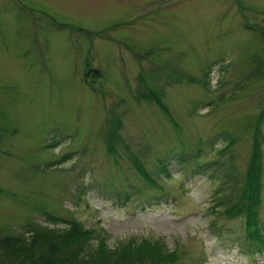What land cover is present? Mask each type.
Instances as JSON below:
<instances>
[{
	"label": "rangeland",
	"instance_id": "1",
	"mask_svg": "<svg viewBox=\"0 0 264 264\" xmlns=\"http://www.w3.org/2000/svg\"><path fill=\"white\" fill-rule=\"evenodd\" d=\"M257 124L264 235V0H0L1 236L71 220L94 246L264 264L247 214L216 217L218 182L191 167L232 138L240 187Z\"/></svg>",
	"mask_w": 264,
	"mask_h": 264
},
{
	"label": "trees",
	"instance_id": "2",
	"mask_svg": "<svg viewBox=\"0 0 264 264\" xmlns=\"http://www.w3.org/2000/svg\"><path fill=\"white\" fill-rule=\"evenodd\" d=\"M93 74L98 77V73L88 72V76ZM139 81L140 92H146L140 96L153 99L154 95L151 88L146 86L147 82L141 78ZM155 102L158 103V107L163 109V112L168 113L160 99ZM115 123L118 125V122ZM258 126L257 124L255 127L254 153L248 177L240 187L237 188V185L241 181L234 175V168L230 166V157L233 152L230 147L234 143L232 138L228 137L225 146L216 151L221 160L217 158L208 164L199 163L198 159L201 154L198 152L197 155L194 154L196 162L191 167L194 168V171L192 169L194 173L207 175L209 179H216L218 182L217 188L214 189L217 198L216 206L223 207V209L211 210V212L216 217L219 212H224L227 216L245 212L247 214L246 236L252 243L254 251L264 252V235L258 226L260 217L257 218L255 215L253 218V204L256 206L259 202L260 192V185L256 180L258 177V167L256 166L259 165L258 161L260 160V147L256 133ZM112 131L109 150L113 143L112 134H117L114 130ZM229 152L230 154H228ZM184 158H179V160L185 163ZM135 161L137 160L135 159ZM137 163L138 165L133 164V167L140 172V176L141 174L144 177L147 176L148 174L140 162L137 161ZM146 179L154 182L151 177ZM28 233L30 234L28 235ZM92 234V230H86L75 221L70 220L65 227L60 229L39 226L32 227L25 234L0 235V264H173L179 257L176 251H167L164 244L158 241L129 239L117 244L115 248L109 249L106 241L102 239L94 246Z\"/></svg>",
	"mask_w": 264,
	"mask_h": 264
}]
</instances>
